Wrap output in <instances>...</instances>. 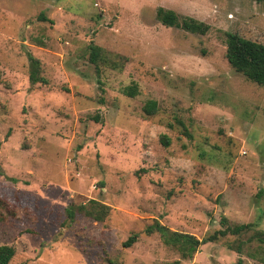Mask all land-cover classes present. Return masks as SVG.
<instances>
[{"label":"rangeland","instance_id":"1","mask_svg":"<svg viewBox=\"0 0 264 264\" xmlns=\"http://www.w3.org/2000/svg\"><path fill=\"white\" fill-rule=\"evenodd\" d=\"M160 9L203 25H163ZM232 37L264 47V3L0 0V246L15 249L9 264H262L249 254L264 255L253 238L264 232V87L228 64ZM91 45L122 69L95 66ZM30 54L46 84L29 82ZM132 84L138 95L124 96ZM148 100L158 112L146 118ZM223 216L249 230L201 244L190 260L145 233L157 221L200 240Z\"/></svg>","mask_w":264,"mask_h":264},{"label":"trees","instance_id":"2","mask_svg":"<svg viewBox=\"0 0 264 264\" xmlns=\"http://www.w3.org/2000/svg\"><path fill=\"white\" fill-rule=\"evenodd\" d=\"M257 3H264V0H251ZM41 20L49 22L52 21L44 16L40 17ZM158 18L163 25L176 26L178 29L183 31L195 32L199 27H202V23L195 20H188L186 17L179 18L166 9H160ZM228 64L238 73L242 74L247 80L255 83L258 86L264 87V47L255 43L242 41L236 37H232L229 40L228 48L225 54ZM29 59V82L31 84L40 83L46 84L45 79L40 76V62L35 57L28 55ZM89 60L98 66L97 64H103L106 67H110L113 70H121L122 63H118L115 60L110 59L108 56L104 57L99 47L94 45L90 46V57ZM98 68V67H97ZM97 73L99 72L98 69ZM122 94L126 97L133 98L138 95V89L136 84L129 85L122 90ZM142 112L144 116L154 117L158 112L157 102L155 100H148L142 106ZM98 122V117H93ZM183 134L190 138V134L187 132L183 124H181ZM160 143L163 147H168L170 140L166 135L159 137ZM67 215L69 219H72L75 212L68 207ZM220 229L213 231L202 239H197L192 235L180 234L177 232L170 231L159 222L155 221L152 225H149L145 229V233L152 234L157 233L163 243L166 246L175 248L180 254L182 259L190 260L193 258L195 253L201 244L213 243L219 238L226 236H238L249 230V226L246 224H229L228 220L223 216L219 221ZM253 238L259 243L264 242V232L255 231ZM137 235L131 234L130 237L123 243L125 248L131 247L136 242ZM230 248L231 245H229ZM235 253H242V245L238 243L233 249ZM15 255V249L8 245L0 246V264H9L11 259ZM249 256L260 263L264 264V255L260 249H256L249 254ZM236 264H243L241 258L237 259Z\"/></svg>","mask_w":264,"mask_h":264}]
</instances>
